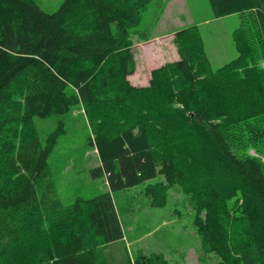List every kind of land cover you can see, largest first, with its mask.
<instances>
[{
	"label": "trees",
	"instance_id": "trees-1",
	"mask_svg": "<svg viewBox=\"0 0 264 264\" xmlns=\"http://www.w3.org/2000/svg\"><path fill=\"white\" fill-rule=\"evenodd\" d=\"M151 2L64 0L49 13L0 0V264H98L97 247L125 237L113 192L158 176L151 203L180 186L218 264H264V0H209L215 18L242 16L233 60L214 69L188 26L180 58L135 86L132 28ZM80 103L96 122L92 174L110 190L66 205L48 162L65 122L43 140L36 118ZM135 264L169 261L141 252Z\"/></svg>",
	"mask_w": 264,
	"mask_h": 264
},
{
	"label": "rangeland",
	"instance_id": "rangeland-1",
	"mask_svg": "<svg viewBox=\"0 0 264 264\" xmlns=\"http://www.w3.org/2000/svg\"><path fill=\"white\" fill-rule=\"evenodd\" d=\"M36 1L49 13L57 11L64 2ZM167 2L168 0H152L142 13L140 23L132 28L133 40L139 38L136 30H141L144 37L155 34L157 27L155 30L154 28L166 10ZM173 14L179 16L184 23L187 22L184 28L192 25L199 27L214 69L238 56L234 33L241 26L240 14L234 13L198 23L200 19L214 17L209 0H187L183 5H172L166 15L169 18ZM191 14L197 22L191 21ZM177 25V22L167 21L162 27L171 29ZM144 54L147 58V52ZM135 55L140 62L143 58L140 50L135 49ZM87 113L84 105L80 103L66 114L36 118V126L43 140L58 126L60 120L65 122L66 133L59 137L48 162L58 194L66 205L79 197L92 198L110 190L106 176L92 174V169L100 164V157L96 144L92 143L96 122ZM251 153L258 155L254 150ZM162 179V176H158L156 179L113 192L126 242L120 240L100 244L96 249L98 264H135V259L141 252L163 253L169 264H218L219 257L215 252L207 253L200 247V236L194 225L195 210L190 204L189 196L180 186L169 190L163 206L157 207L151 203L152 197L147 194L146 188Z\"/></svg>",
	"mask_w": 264,
	"mask_h": 264
},
{
	"label": "crops",
	"instance_id": "crops-1",
	"mask_svg": "<svg viewBox=\"0 0 264 264\" xmlns=\"http://www.w3.org/2000/svg\"><path fill=\"white\" fill-rule=\"evenodd\" d=\"M187 0H168L166 4V10L163 12V14L160 16L154 30L157 27V30L155 34H151L150 36H143V33H139V38H137L134 41V54L135 49L140 50V54H142L143 58L140 62H138L137 57L135 55L136 59V70L133 74L129 76V80L134 85L143 86L148 85L151 79V72L153 69L158 68L169 61H175L180 58V55L178 53L177 47L174 43V37L175 34L181 30L186 23L180 20L179 16L171 15L168 18L167 11H169L170 7L172 5L176 4H182L186 2ZM181 6V5H180ZM185 16V15H183ZM199 17V16H197ZM185 18V17H183ZM191 21L194 23L197 22V20L194 19L193 15H190ZM215 17H206L204 20L200 19L198 20V23L208 22L213 20ZM216 19V18H215ZM167 21L170 22H177V26H173L171 29H164L162 26L166 24ZM184 28V27H183ZM141 31V30H140ZM153 33V32H152ZM143 50V51H141ZM146 50V51H144ZM145 52H147V58L145 56ZM144 63V67H142V64ZM120 241V240H119ZM117 242V241H116ZM120 242H126L125 237ZM112 243V242H111Z\"/></svg>",
	"mask_w": 264,
	"mask_h": 264
}]
</instances>
